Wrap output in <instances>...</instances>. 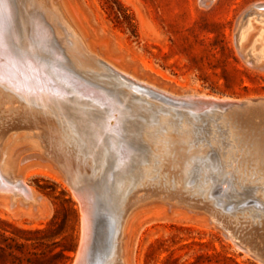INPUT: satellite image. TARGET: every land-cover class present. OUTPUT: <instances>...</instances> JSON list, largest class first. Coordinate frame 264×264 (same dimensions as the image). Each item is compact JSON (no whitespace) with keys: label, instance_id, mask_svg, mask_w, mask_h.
I'll return each mask as SVG.
<instances>
[{"label":"bare ground","instance_id":"6f19581e","mask_svg":"<svg viewBox=\"0 0 264 264\" xmlns=\"http://www.w3.org/2000/svg\"><path fill=\"white\" fill-rule=\"evenodd\" d=\"M235 40L243 61L264 68V9L240 19ZM99 58L59 0L0 3V193L35 203L23 173L49 158L80 197L74 264H126L131 218L165 200L213 213L264 264V100L174 95ZM97 212L107 236L88 263Z\"/></svg>","mask_w":264,"mask_h":264},{"label":"rangeland","instance_id":"374dc122","mask_svg":"<svg viewBox=\"0 0 264 264\" xmlns=\"http://www.w3.org/2000/svg\"><path fill=\"white\" fill-rule=\"evenodd\" d=\"M59 2L88 49L123 72L179 96L233 103L264 100V68L243 61L235 40L240 19L263 10L264 0ZM37 159L29 160L23 173L35 203L10 202L0 193V264L76 261L82 236L80 197L72 194L49 158ZM142 195L147 194L136 192L134 200ZM154 203L130 220L123 240L126 264H262L210 220L213 213L184 205L170 208L166 200L165 206ZM105 228L95 218L88 263L104 248Z\"/></svg>","mask_w":264,"mask_h":264},{"label":"water","instance_id":"95a60500","mask_svg":"<svg viewBox=\"0 0 264 264\" xmlns=\"http://www.w3.org/2000/svg\"><path fill=\"white\" fill-rule=\"evenodd\" d=\"M101 218V220H102V223L104 224V225H106V227H108V224H107V222H106V219L104 218V214H99V212H97V214H96V218ZM98 256V255H97Z\"/></svg>","mask_w":264,"mask_h":264},{"label":"snow or ice","instance_id":"6c2138e0","mask_svg":"<svg viewBox=\"0 0 264 264\" xmlns=\"http://www.w3.org/2000/svg\"><path fill=\"white\" fill-rule=\"evenodd\" d=\"M3 2V0H0V3H2Z\"/></svg>","mask_w":264,"mask_h":264}]
</instances>
